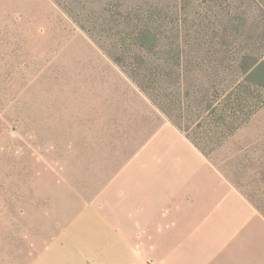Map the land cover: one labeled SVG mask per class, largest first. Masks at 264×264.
I'll use <instances>...</instances> for the list:
<instances>
[{
  "label": "rangeland",
  "instance_id": "374dc122",
  "mask_svg": "<svg viewBox=\"0 0 264 264\" xmlns=\"http://www.w3.org/2000/svg\"><path fill=\"white\" fill-rule=\"evenodd\" d=\"M175 238L264 258V0H0V264H159Z\"/></svg>",
  "mask_w": 264,
  "mask_h": 264
},
{
  "label": "trees",
  "instance_id": "16d2710c",
  "mask_svg": "<svg viewBox=\"0 0 264 264\" xmlns=\"http://www.w3.org/2000/svg\"><path fill=\"white\" fill-rule=\"evenodd\" d=\"M257 68H258V64H257ZM146 69H147L146 67H140V68L135 67L133 68L131 75L139 82V84H141V87L143 85L145 89H148L144 84L145 82H143L145 79L141 76L142 72L145 71ZM246 80L248 83L244 86L242 81L237 83V87L233 89L234 92L232 91L233 98L231 99L232 100L231 102H227L221 106L213 105L211 107L213 111V119L214 122L217 124V126L227 128L226 129L227 132H225L224 130V132H221V135L218 136L222 140L225 138L226 135L230 134L236 127H238L243 123L245 117H247V113L245 112L244 109L248 103L249 105L251 104L250 103V99L252 98L251 95L257 94L258 88L259 86H261V84H259V82L257 81L252 83L251 81L253 80L250 78V76L246 77ZM147 81L149 82L148 79ZM179 97L180 96L178 95L177 99H179ZM156 99L158 105L164 111L168 112L169 115H172V110L174 109L173 105L175 103H173V105L171 106L170 105L166 106L165 102L162 101V98L160 96ZM178 104L181 105L182 103L180 104L178 101ZM208 106H210V104H208ZM166 107H169V110H167ZM173 124H175L180 130L184 131L193 144H195L202 151H205L204 148H202V146H200V144L197 142V140L183 129L180 123L173 120ZM198 127H201V125H198Z\"/></svg>",
  "mask_w": 264,
  "mask_h": 264
},
{
  "label": "crops",
  "instance_id": "0c3cea01",
  "mask_svg": "<svg viewBox=\"0 0 264 264\" xmlns=\"http://www.w3.org/2000/svg\"><path fill=\"white\" fill-rule=\"evenodd\" d=\"M246 205V207H245ZM247 204H243V211H245V209L247 208ZM206 221H201V223H203L204 225L209 226V223H205ZM200 222L198 221L196 226L195 227L196 229L199 228V227H203V226H200L201 223L199 224ZM177 225V224H176ZM175 226H167L165 225L164 227L162 228H174ZM194 229V228H193ZM174 240L173 242H175L174 244H172V247L171 244L169 245V239H167V245L168 246V249H165L167 247H165L163 250L160 251V256H159V259H156L158 260L160 263L159 264H163L165 262V264H208V262L212 261V264H216L215 262V254H210V252L208 253L207 255V258H199L198 257V254H196V257L195 258H192L190 259L189 255L187 254V252L183 251L181 249V245L179 246V240H177L176 238L175 239H172ZM179 243V244H178ZM211 249L214 251V243L212 244L211 243ZM183 251V252H182ZM198 251V250H197ZM182 252V253H181ZM181 253V254H180ZM168 254H172V257L173 258H170V259H166L165 258V255H168ZM247 256L244 254L243 255V264H264V258H263V254H256L255 258H250V260H247L248 258H246ZM154 260V259H153ZM153 260L151 259L150 261H152L153 263ZM145 264V262L143 263Z\"/></svg>",
  "mask_w": 264,
  "mask_h": 264
}]
</instances>
